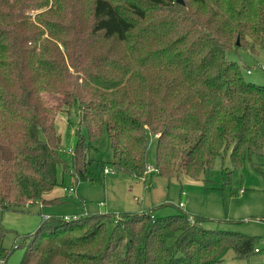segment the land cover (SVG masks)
<instances>
[{"label":"trees","instance_id":"1","mask_svg":"<svg viewBox=\"0 0 264 264\" xmlns=\"http://www.w3.org/2000/svg\"><path fill=\"white\" fill-rule=\"evenodd\" d=\"M239 47L264 48V0H0L5 259L19 245L4 248L1 214L48 201L68 168L55 119L64 106L77 107L89 139L108 129L115 164L130 175L143 178L152 142L158 172L149 177H207L228 148L236 165L264 164V84L231 57ZM89 150L81 135L75 180L88 177ZM111 218L42 215L21 238L20 264H231L222 259L229 247L238 258L257 252L256 237L185 210L123 211L109 235Z\"/></svg>","mask_w":264,"mask_h":264},{"label":"rangeland","instance_id":"2","mask_svg":"<svg viewBox=\"0 0 264 264\" xmlns=\"http://www.w3.org/2000/svg\"><path fill=\"white\" fill-rule=\"evenodd\" d=\"M230 54L241 64L247 80L264 84V48L257 47L254 51L239 47ZM55 119L61 135L60 155L68 168L65 171L63 167L59 169V184L45 194L48 201L28 203L20 211L10 209L1 214L2 223L8 230L3 240L4 248L19 247L6 259L0 253V264L21 263L28 251V244L20 245L21 238L38 229L43 222L42 215L68 219L67 216L71 218L85 211L105 213L112 217L108 224L110 235L115 216L123 211L141 210H151L161 217L185 210L210 218L204 223L207 227L254 236L257 252L248 258H238L229 247L222 259L231 264H264V164L260 165L256 158L247 157L236 165L233 149L228 148L214 158L213 170L207 177L186 173L170 177L153 174L145 181L116 166L119 158L113 151L107 128L96 138L89 139L88 128L80 122L76 106H64ZM81 135L90 144L89 157L93 162L88 167V177L75 180L73 149ZM157 152L158 145L152 142L148 163L153 166L157 165ZM105 166L114 171L105 173ZM69 186L76 189L72 195L65 189ZM180 201L185 202L184 207H179Z\"/></svg>","mask_w":264,"mask_h":264},{"label":"built area","instance_id":"3","mask_svg":"<svg viewBox=\"0 0 264 264\" xmlns=\"http://www.w3.org/2000/svg\"><path fill=\"white\" fill-rule=\"evenodd\" d=\"M112 171H114V170L109 168V167H104V172L105 173H109V172H112ZM155 172H158V168L156 166L148 164L147 169L145 170L143 179L146 180L152 173H155ZM65 189L68 191V193L70 195L73 194L74 192H76V189L74 188V186L65 187ZM243 191H244V189H241V192H243ZM182 194L185 195L186 192L183 191ZM101 204H103V203H101ZM179 206L180 207H184L185 206V202L184 201H180L179 202ZM44 217H48V216H44ZM67 218L69 219L70 217L67 216ZM190 219L193 220V217L191 216ZM256 250L258 251L259 249L256 248ZM0 261H2V260L0 259Z\"/></svg>","mask_w":264,"mask_h":264},{"label":"water","instance_id":"4","mask_svg":"<svg viewBox=\"0 0 264 264\" xmlns=\"http://www.w3.org/2000/svg\"><path fill=\"white\" fill-rule=\"evenodd\" d=\"M177 2L184 3V0H176ZM239 42V41H238Z\"/></svg>","mask_w":264,"mask_h":264}]
</instances>
